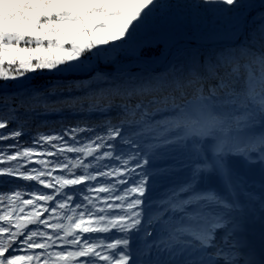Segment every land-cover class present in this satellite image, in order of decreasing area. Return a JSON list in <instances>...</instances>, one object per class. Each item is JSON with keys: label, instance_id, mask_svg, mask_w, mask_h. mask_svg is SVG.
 <instances>
[{"label": "trees", "instance_id": "1", "mask_svg": "<svg viewBox=\"0 0 264 264\" xmlns=\"http://www.w3.org/2000/svg\"><path fill=\"white\" fill-rule=\"evenodd\" d=\"M146 1L0 0V264H124L219 140L264 148V0ZM67 23L84 59L26 41Z\"/></svg>", "mask_w": 264, "mask_h": 264}, {"label": "rangeland", "instance_id": "2", "mask_svg": "<svg viewBox=\"0 0 264 264\" xmlns=\"http://www.w3.org/2000/svg\"><path fill=\"white\" fill-rule=\"evenodd\" d=\"M176 2L147 0L144 4L150 12L167 16L172 13ZM69 26V23L55 26L57 32L53 31L51 46L42 40L49 38L47 33L40 40L29 37L26 41L34 42L41 54L48 58L57 57L63 50H69L76 44V49H80L76 51L79 58L84 59L86 54L83 56L81 48L88 47L86 42L89 35H77L76 28ZM95 35L96 31L91 37ZM209 153V166L198 168L197 177L187 188H182L184 184L178 183L175 186L177 193L172 194L174 190H171L157 196L159 202L147 208L140 220L146 228L145 244L138 249L136 240L124 253V264H247L245 241L248 239L244 230L249 223V207L254 205L242 203L245 198L238 194L239 185L232 181L233 175L237 181L232 169L236 166V160L243 159L249 166H255L244 170L243 175L248 174L252 179L259 180L264 169V148L243 149L237 141L226 137L219 140ZM261 182L264 183V179H260ZM191 192L197 193V196L187 197ZM195 226L202 227L201 231L193 229Z\"/></svg>", "mask_w": 264, "mask_h": 264}, {"label": "bare ground", "instance_id": "3", "mask_svg": "<svg viewBox=\"0 0 264 264\" xmlns=\"http://www.w3.org/2000/svg\"><path fill=\"white\" fill-rule=\"evenodd\" d=\"M242 161V163H240ZM236 166L232 169L237 177V181L234 180V175L232 177V181L239 185L238 194L245 200H243V204L246 205H254V207H249L247 215L250 216L248 218L249 223L245 227L244 231L245 238L248 240L245 241L248 249L247 252L255 253L259 248L264 247V183H259L260 179H264V169L262 170L261 177L258 179H252L248 174L243 175L244 170L253 169L255 166H249L247 162L243 159L236 160ZM253 172V171H252ZM256 176V175H254ZM239 178V179H238ZM262 190L261 192L259 190Z\"/></svg>", "mask_w": 264, "mask_h": 264}, {"label": "water", "instance_id": "4", "mask_svg": "<svg viewBox=\"0 0 264 264\" xmlns=\"http://www.w3.org/2000/svg\"><path fill=\"white\" fill-rule=\"evenodd\" d=\"M201 45H204V44H201ZM193 46H200V44L186 45V46L175 47V48L171 49V51L166 55L167 57L164 60L162 67H164L168 63L169 59L171 58L172 53L177 52V51H181L184 48H190ZM137 65L138 66L141 65V66L148 68V66L146 64H144L142 61L132 60V61H129L128 63L117 65V67L115 69L116 70L117 69L118 70H126L130 67L137 66Z\"/></svg>", "mask_w": 264, "mask_h": 264}]
</instances>
